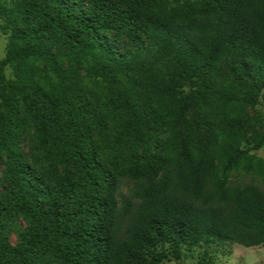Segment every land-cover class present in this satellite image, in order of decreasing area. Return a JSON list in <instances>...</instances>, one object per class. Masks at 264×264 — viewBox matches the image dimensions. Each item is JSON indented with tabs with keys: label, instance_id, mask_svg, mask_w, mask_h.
<instances>
[{
	"label": "trees",
	"instance_id": "1",
	"mask_svg": "<svg viewBox=\"0 0 264 264\" xmlns=\"http://www.w3.org/2000/svg\"><path fill=\"white\" fill-rule=\"evenodd\" d=\"M0 14V264L264 248V193L233 182L264 184V159L242 150V109L264 92V0H12Z\"/></svg>",
	"mask_w": 264,
	"mask_h": 264
},
{
	"label": "rangeland",
	"instance_id": "2",
	"mask_svg": "<svg viewBox=\"0 0 264 264\" xmlns=\"http://www.w3.org/2000/svg\"><path fill=\"white\" fill-rule=\"evenodd\" d=\"M10 7L12 0H0ZM5 24L4 17L0 14V28ZM9 40V34L4 33L0 29V60H3L6 55V47ZM7 77L11 76V71L7 69ZM242 115L246 117L248 126L243 131V145L242 150H249L252 155L264 159V92L262 93L259 105L255 109L244 108ZM36 138L33 132L25 135L22 144L23 153L26 155L29 162H32L37 151L35 148ZM233 182L236 184H250L253 183L264 193V184L259 177L253 175H245L243 173L235 174ZM5 181L2 172L0 171V189L5 187ZM134 188L131 182H125L121 187L120 194L127 197L130 191ZM120 199V204H122ZM25 225L20 222L19 229L23 230ZM11 228L9 232L10 241L16 245L19 239V231ZM205 250H208L213 264H264V248H244L233 243H226L224 245H203L193 250H184V257L180 261L166 260L163 264H197L201 259Z\"/></svg>",
	"mask_w": 264,
	"mask_h": 264
}]
</instances>
